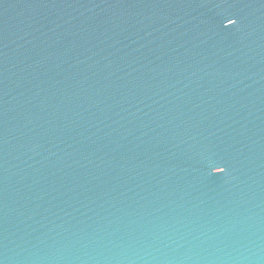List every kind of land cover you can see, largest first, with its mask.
I'll return each instance as SVG.
<instances>
[{
    "label": "water",
    "instance_id": "obj_1",
    "mask_svg": "<svg viewBox=\"0 0 264 264\" xmlns=\"http://www.w3.org/2000/svg\"><path fill=\"white\" fill-rule=\"evenodd\" d=\"M0 264H264V0H0Z\"/></svg>",
    "mask_w": 264,
    "mask_h": 264
},
{
    "label": "snow or ice",
    "instance_id": "obj_2",
    "mask_svg": "<svg viewBox=\"0 0 264 264\" xmlns=\"http://www.w3.org/2000/svg\"><path fill=\"white\" fill-rule=\"evenodd\" d=\"M234 23H235V21H234ZM234 23H233V24H234ZM216 168H217V171H218V172H223V171H224V168H223V167H216Z\"/></svg>",
    "mask_w": 264,
    "mask_h": 264
}]
</instances>
